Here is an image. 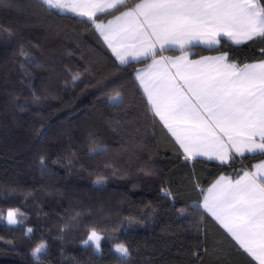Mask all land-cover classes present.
Wrapping results in <instances>:
<instances>
[{"label":"trees","instance_id":"1","mask_svg":"<svg viewBox=\"0 0 264 264\" xmlns=\"http://www.w3.org/2000/svg\"><path fill=\"white\" fill-rule=\"evenodd\" d=\"M262 48L222 38L183 51L227 52L243 67L264 59ZM149 62L118 66L85 18L0 0V210L19 208L24 221H0V264H121L118 242L130 249L126 264H256L202 210L201 190L264 157L185 159L135 80ZM93 228L104 238L99 252L82 243Z\"/></svg>","mask_w":264,"mask_h":264},{"label":"snow or ice","instance_id":"2","mask_svg":"<svg viewBox=\"0 0 264 264\" xmlns=\"http://www.w3.org/2000/svg\"><path fill=\"white\" fill-rule=\"evenodd\" d=\"M37 4L46 11L86 18L104 37L118 66L130 59H152L146 71L137 70L135 79L185 159L206 156L228 163L245 153L264 157V59L238 67L224 63L225 52L214 58V66L206 67L186 56L161 55L176 48L183 51L194 42L218 44L221 36L237 45L264 41V0H140L131 7L128 0H37ZM110 10L120 15L105 24L98 14H112ZM260 51L264 53V48ZM79 78V73L72 77ZM109 100L121 96L117 93ZM255 167L256 171L237 173L234 182L218 180L207 190L203 208L258 264H264V161ZM22 216L19 208H9L6 215L0 210V221L6 219L9 225L23 224L18 219ZM33 231L27 228V233ZM103 239L93 228L82 243L99 252ZM46 248L42 240L33 248V257L39 259ZM113 250L126 264L129 247L118 242Z\"/></svg>","mask_w":264,"mask_h":264},{"label":"crops","instance_id":"3","mask_svg":"<svg viewBox=\"0 0 264 264\" xmlns=\"http://www.w3.org/2000/svg\"><path fill=\"white\" fill-rule=\"evenodd\" d=\"M130 0H128V2H129ZM69 2H70V0H69ZM140 2V0L137 2V3H139ZM110 11H112V10H110ZM59 13H61V14H67V13H71V12H59ZM98 15H100V14H98ZM120 15V13L119 14H117L116 16H119ZM116 16H114L113 18H111V19H109V20H115V18H116ZM86 19V18H85ZM108 20V21H109ZM108 21H106V22H103V23H105V24H107V22ZM96 30V29H95ZM96 32L98 33V35L100 36V38L102 39V41L105 43V45L107 46V43L105 42V40H104V37L103 36H101L100 34H99V32L96 30ZM225 39V40H227L229 43H231V44H233V45H237V44H234L228 37H226V36H221V37H219V40L220 39ZM218 44H213V45H208V44H204V43H199V42H194L191 46H186L185 47V49H187V48H190V47H192V46H200V47H204V48H214V47H216ZM240 45V44H239ZM107 48H108V46H107ZM109 49V48H108ZM184 49V50H185ZM173 50H179L178 48H176V49H173ZM109 51L112 53V51H111V49H109ZM113 55V54H112ZM161 55H163V56H166V57H179V56H186L187 57V60L189 61V62H196V61H201L206 67H212V66H214V58H217V57H220V56H222L223 54H219V55H213V56H203V57H199V58H192L191 57V53L190 52H188V51H183V52H181L179 55H176V56H169V55H164V54H162L161 53ZM114 56V55H113ZM114 58H115V56H114ZM157 59H159L160 57H159V55L156 57ZM116 59V58H115ZM150 59V62L146 65V66H143V67H140L138 70H144V71H146L148 68H149V66L152 64V59L151 58H149ZM140 61H144V59L143 58H141L139 61H133V60H131L130 59V62L129 63H134V62H140ZM118 63H119V61H117ZM224 63H226V64H230L229 62H227V59L224 61ZM255 63H259V62H255ZM249 64H254V63H249ZM171 71L172 72H175V69H171ZM136 75H137V71H136V73H135V77H136ZM136 80V79H135ZM136 82H137V84H138V86H139V81H137L136 80ZM139 88H140V90L142 91V93H143V95L145 96V98H146V100H147V96H146V94L143 92V88L142 87H140L139 86ZM148 101V100H147ZM156 118L159 120V122L161 123V125L164 127V124H163V122L160 120V118L158 117V116H156ZM164 129L167 131V133L169 134V136L173 139V141L177 144V146L180 148V150L182 151V153L184 154V156H185V153H184V150L180 147V145L177 143V141H176V139H175V137L174 136H172V134L168 131V129L166 128V127H164ZM246 155H250V154H248V153H245V156ZM238 157H240V156H237V158ZM195 159H203V160H206V161H212V162H217V163H220V164H227V163H221L219 160H216V159H208L206 156H197ZM231 161V160H230ZM229 161V162H230ZM262 161H264V160H262ZM262 161H259V162H257V163H255L253 166H252V168H251V170H249V171H256V167L255 166H258V165H260L261 164V162ZM228 162V163H229ZM246 172V171H245ZM243 175V174H242ZM221 178H227V179H229V180H231V181H235V179H231V178H229V177H225V176H220V177H218L215 181H213V183L205 190V192H204V195H203V198H202V201H201V207H202V210L205 212V214L206 215H208L215 223H216V225H218L235 243H236V245L243 251V252H245L244 251V249L243 248H241L240 247V245H239V243L231 236V234L227 231V229L213 216V215H211L209 212H207L204 208H203V203H204V196L205 195H208V192H207V190L209 189V188H211L218 180H220ZM239 178V177H238ZM256 264H258V261H256L252 256H250L247 252H245Z\"/></svg>","mask_w":264,"mask_h":264},{"label":"rangeland","instance_id":"4","mask_svg":"<svg viewBox=\"0 0 264 264\" xmlns=\"http://www.w3.org/2000/svg\"><path fill=\"white\" fill-rule=\"evenodd\" d=\"M97 252V251H96Z\"/></svg>","mask_w":264,"mask_h":264}]
</instances>
